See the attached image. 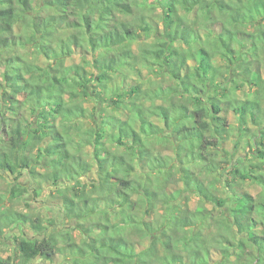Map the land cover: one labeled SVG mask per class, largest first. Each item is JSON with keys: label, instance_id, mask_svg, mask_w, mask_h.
Listing matches in <instances>:
<instances>
[{"label": "trees", "instance_id": "16d2710c", "mask_svg": "<svg viewBox=\"0 0 264 264\" xmlns=\"http://www.w3.org/2000/svg\"><path fill=\"white\" fill-rule=\"evenodd\" d=\"M256 64L264 67V0H0V177L35 176L50 157L44 179L79 196L81 177L96 173L104 208L62 194L71 219L103 218L87 250L64 234L67 264H264V169L253 161L264 163V79ZM152 75L163 79L151 85ZM226 107L250 133L253 160L226 151ZM172 164L183 187L170 192ZM28 190L16 185L10 194ZM188 192L200 197L195 209L180 203ZM6 201L0 196V237L27 227L36 236L18 237L15 257L0 264L54 262L61 239L41 216Z\"/></svg>", "mask_w": 264, "mask_h": 264}, {"label": "rangeland", "instance_id": "374dc122", "mask_svg": "<svg viewBox=\"0 0 264 264\" xmlns=\"http://www.w3.org/2000/svg\"><path fill=\"white\" fill-rule=\"evenodd\" d=\"M22 27L18 26L17 31L15 35H20ZM135 49L138 48V43H135ZM26 55L31 56L32 50H24ZM75 61L78 62V60L75 59ZM41 64L47 66L48 61L44 58H41ZM73 61L66 62V65L72 64ZM254 70L261 71L263 79H264V67L261 68L260 64H256L254 66ZM147 70H144L143 78L145 79L147 77ZM133 78H135L134 75H132ZM232 77V76H231ZM163 77L161 75H152L150 78H148V82L150 84L154 83H160L162 81ZM147 80V79H146ZM247 90V88H246ZM239 97H244L243 92L239 94ZM88 106L92 107V104H87ZM112 110V109H111ZM224 116H226L229 120V123L231 124L230 128V134L229 137L226 140L225 149L226 151H229L233 153V160L237 161L240 159V157L249 156V158L253 161H255L257 164H259L260 168L264 169V163L258 162V159L253 158L254 153V147L247 146L245 142L247 141L246 134H250L249 132L246 133L245 131H241L242 127L240 122L238 121V118L228 111V108H225ZM27 117H30V114H27ZM124 117H127L126 114H124ZM154 121L160 120L157 117L153 118ZM87 127L90 128L94 126L95 124L91 121H87ZM247 128L250 129L251 132H253L257 126L254 125L253 122L249 121V124L247 125ZM241 141V145L239 149H235V143ZM157 144V145H156ZM155 148L157 147V151H160L159 154H162L163 156H170L172 158H175V154L171 151H166L165 146L163 143H155ZM91 149L86 148L84 149V152L86 153V159L89 160V162H92V155H91ZM119 152H123V149H120ZM158 154V155H159ZM221 156L227 157L226 153L224 151H221ZM253 158V159H252ZM50 157H46L42 164L45 165L44 167L36 166L32 169L35 170L36 178L32 174V171L25 172L22 176L17 177H10L9 174H3L0 177V196H3L6 198V203L4 205V208H12L13 210H16L18 212L22 213H30L34 217L41 216L44 220V224L49 228L47 234L52 233L55 237L61 239L59 241V247L62 249V251L57 254L55 257L54 262H45L43 260H36L32 264H67L69 263V260H71V254L70 249L68 246H66V238L65 233H69L71 235L72 241L77 243L79 246H81L83 249H88L90 242V237L94 235L93 227L94 223L98 221H103V218L99 215L89 217L86 220H75L71 219L67 214L66 205L63 204V195H68L70 198H73L75 200H81L82 198H87L93 204L94 206H99L100 209L104 208V205L99 202L97 197V189L94 187V182H96L97 175L94 171L87 174L84 177H81V184L79 190V194L81 191H83L79 196L75 195V193L70 189L68 186L64 187H54L49 180L44 179V175H46L48 172H52V168L48 167V164L50 162ZM257 160V161H256ZM130 163H133V161H129ZM177 162H175L176 164ZM175 164L169 165L167 168V172L165 173V176H171L170 184L167 185V189L170 192H173L175 190H179L180 186L183 187L182 183H180L181 178L180 174L178 173V168ZM146 166V165H145ZM139 168V167H138ZM142 172L148 173L147 170H143ZM40 175V176H39ZM95 180V181H94ZM73 184H77L75 180L71 183H69L70 186ZM21 186L24 188H28L25 197L16 199L13 198V196L10 194L11 189L13 186ZM219 186V191L223 192V187L221 184ZM42 188L43 194L41 196H37L35 193V188ZM242 189H246L251 191L254 194H257L260 191V188L252 185V184H244L241 186ZM66 188V190L64 189ZM62 189V191H60ZM181 190V189H180ZM61 192V193H60ZM78 192V191H77ZM182 201L180 202L181 205L186 202L190 208L195 209V207L200 202V197L198 194L188 192L183 193ZM187 198V199H186ZM185 201V202H184ZM99 204V205H98ZM187 207V208H189ZM208 209L213 210L216 217L222 218V213L218 211L216 208H214L213 204L208 203L207 204ZM226 212V215H229V212L227 208L224 209ZM118 215L112 214L109 216L110 221L115 222V219ZM105 221V220H104ZM77 227V229H75ZM36 236V232L31 228L27 227L24 229V231H21L19 229H16L14 231H10L9 229H5V236L0 237V258L7 259L8 257H15V252L18 249L19 242L16 240L20 236ZM144 245H148V242H144Z\"/></svg>", "mask_w": 264, "mask_h": 264}]
</instances>
